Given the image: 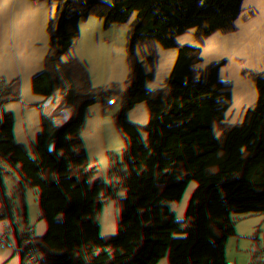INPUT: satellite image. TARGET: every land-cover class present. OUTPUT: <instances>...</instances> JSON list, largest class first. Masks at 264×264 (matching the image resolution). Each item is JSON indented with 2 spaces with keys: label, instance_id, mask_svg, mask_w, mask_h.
Masks as SVG:
<instances>
[{
  "label": "trees",
  "instance_id": "1",
  "mask_svg": "<svg viewBox=\"0 0 264 264\" xmlns=\"http://www.w3.org/2000/svg\"><path fill=\"white\" fill-rule=\"evenodd\" d=\"M254 4L264 14L261 0H0V71L4 74V84L0 85V185L11 175L28 178L34 188L25 202L55 195L79 198L96 220L95 226H87L81 216L69 218L66 210L63 215L68 228L61 230V222L39 207L24 203L15 212H6L0 203V212L11 229L63 231L75 241L79 253L123 259L130 258L128 247L135 243L130 240L152 242L148 234L164 235L169 229L166 216L172 212L178 192L193 177V168L212 158L217 149L211 130L185 112L209 108L216 102L229 115L249 110L247 101L235 96L226 80L220 81L223 71L231 70L236 78L241 71L246 84L252 79L264 83V77L237 49L225 44L219 48L200 40V34L185 36L182 41L177 37L186 28L199 27L188 25V18L208 27L228 24L226 33L235 42L244 32L254 38V54L264 73V35L259 30L256 34ZM131 17L141 24L139 36L147 37L144 50L155 77L143 68L137 75L121 69L114 75L118 87L109 90L83 81L92 80L95 70L70 63L75 47L101 27L108 40H114ZM26 28L46 34L39 44L24 49L31 72L3 69L2 51ZM172 28H177L176 35ZM203 55L213 56L220 70L202 67V75L190 81L188 68L180 74L170 72L185 58L191 60V69L196 68ZM42 61L44 69L39 67ZM166 95L175 100L147 112L151 101ZM60 105L65 108L60 121L40 122L35 126L38 133L22 137L34 123L32 115ZM71 130L85 146L72 145L67 136ZM108 140L107 150L94 157L92 152ZM41 147L49 152L39 151ZM119 157L131 161L133 181L152 188L150 199H140L138 213L134 212L135 197L117 193L122 178ZM76 187L96 198L107 222L101 220L99 209L85 192ZM72 221L79 226L70 224ZM122 222L140 228L120 226ZM104 232L128 242L114 243ZM0 264L68 262L52 253L5 245L0 246Z\"/></svg>",
  "mask_w": 264,
  "mask_h": 264
},
{
  "label": "crops",
  "instance_id": "2",
  "mask_svg": "<svg viewBox=\"0 0 264 264\" xmlns=\"http://www.w3.org/2000/svg\"><path fill=\"white\" fill-rule=\"evenodd\" d=\"M261 1L264 3V0ZM253 15L257 16L255 17L258 28L256 34L259 30L264 35V14L260 11L258 4L253 6ZM189 20L192 21L191 18ZM205 28H208L207 24ZM127 29L125 28L123 32ZM204 35L201 34V36ZM211 38L209 42L214 40L213 33ZM239 38L235 48L239 54L243 52V48L247 49L244 53L254 52V38L251 35L244 32ZM219 40L221 44L231 45L227 38L220 37ZM248 86L250 85L241 86L238 83L236 90L246 92ZM237 97L244 98L248 103V111H239L245 112V116H241V119L247 125L246 128L253 129L248 141L251 143V148L241 151L240 154L235 153L234 157L227 148H222L214 142L216 152L212 158L207 159L211 162L201 161L196 165L193 168V177L175 197L172 212L167 215L169 216L167 219L169 229L162 236L160 253L151 254L145 247L144 249L136 248L130 254L129 259L110 254L97 256L90 253H79L76 251L75 241L69 235L63 231L47 229L35 230L37 233L41 232V235L36 234L32 240H38V238L50 240L49 235H51L54 238L50 240L51 246L48 247V244L44 243L48 249L46 253L62 255V258L67 262L69 260L71 264H248L264 252V94L254 90L251 97H248L246 93L242 95L238 93ZM235 128L237 129L238 126ZM129 174L128 177L122 174L117 184V193L135 197L134 205L137 203L139 206L134 212L138 213L141 211L140 199H150L152 188L140 181L133 182ZM10 188L11 186H0V201L5 205L1 208L6 212H11L6 210L9 197L4 195L8 194ZM76 188L85 192L88 199L99 209L101 220L107 222L106 214L96 198L89 191L81 187ZM31 194L33 195V192ZM66 200L67 205L72 201L78 202L73 209L67 210L69 218L74 219L81 216L83 224L89 226L94 223L96 225L95 218L85 209L79 198ZM221 201L224 204H221ZM199 204H206L212 208L211 219H204L197 215L196 208ZM22 205L17 206L13 212ZM68 206L72 207V204ZM65 211L61 214L62 216ZM87 218H91L94 222ZM70 224L79 226L77 221H72ZM127 225L139 227L134 223L122 222L120 224V226ZM67 228L65 225L61 226V230ZM148 237L151 241L154 239L152 234H148ZM118 239L120 243L128 242L122 238ZM130 241L141 242L145 245L150 243L141 238ZM23 249L27 250L25 247ZM84 255L91 256V260L87 261Z\"/></svg>",
  "mask_w": 264,
  "mask_h": 264
},
{
  "label": "rangeland",
  "instance_id": "3",
  "mask_svg": "<svg viewBox=\"0 0 264 264\" xmlns=\"http://www.w3.org/2000/svg\"><path fill=\"white\" fill-rule=\"evenodd\" d=\"M197 23V19H194L193 22H190V20L187 22V24L190 26H197ZM201 26L205 28L204 23L201 24ZM138 30L139 28H129L124 32L122 31L120 35L124 36V41L121 44H116L114 43V40H108L104 29L101 27L95 30L90 36L79 42L72 52L70 63L72 64L78 62L86 68L95 70V75L92 80H82L86 83H90L91 85L99 84L106 90L118 87V85L115 83L114 75L115 73L121 71V69H124L131 74L137 75L140 69L143 68L144 70H147L153 77H155L152 70V64L147 58V50L140 51L141 46H144L145 48L147 37H140ZM204 34L205 33H203V35ZM211 36L212 31H210L208 34L206 33L204 36H201L200 34V40H211ZM45 38L46 37L39 35L31 28H26L21 31L15 41L1 53L3 69L16 67L22 70L24 73L31 72V65L25 61L23 54L24 49L29 45L39 44V42ZM227 40H229L228 42H231V44L238 43L234 41L233 37H227ZM245 50L247 49L243 48V52L241 51V54H245ZM190 64L191 60L187 58L182 59L174 68L171 69L170 72L174 74H180L183 68H188V79L190 81L202 75V67L212 70H220L217 61L211 55H203L198 60V66L196 68L191 69ZM39 67L44 69L46 67L45 61L40 62ZM223 80L227 81L228 88L230 90L236 91L234 93L235 96H237L238 93L241 95L246 93L248 97H251L253 94L254 90L250 86L246 88V92H243V90L240 89L236 90L240 81L237 80L235 74H233L231 70L223 71L220 81ZM3 84L4 74L0 71V85ZM173 100H175L173 95H166L164 97L157 98L150 102L147 112L159 109ZM60 102L61 99L59 98V103ZM185 113H188L193 121L207 126L211 130V136L214 139V142L222 148H227L229 150L228 152H231L234 157L235 153L238 152V154H240L241 151L251 148V143L248 141L253 129H247V125H245L241 119V116H245V112L238 111L233 115H229L225 109L221 107V104L216 102L209 106V108H194L186 111ZM64 114L65 108L60 105L58 108L46 111L40 115H32L34 123L22 133V137L24 138L30 133H38V131L35 130V126L38 123L46 120L60 121ZM236 126H238L237 129L235 128ZM48 132L54 134L52 129H48ZM67 136L74 146L86 145L85 142H81L77 139V134L73 130L69 131ZM110 143L111 140L106 141L98 150L92 152V155L94 157H99L104 151L107 150ZM255 147L257 148V146ZM38 150L49 151L47 147H41ZM35 151L36 150H33V152ZM224 157L228 159L227 156ZM202 162L210 163L211 161L203 159ZM118 165L122 174L125 177H128L129 170L131 169L132 165L131 161L128 160L127 157H119ZM8 178L10 180V184L7 186H11V188L8 194L3 193L5 197H9V204L6 206V210L13 212L17 206H20L24 203H26L27 206L39 207L41 209L43 207H47L49 208V216L55 217L57 220L61 218V220H59L61 224L67 226L65 221L66 219L61 214L65 210H71V208L73 209V207L77 206L78 202L72 201V203H70L72 204V207L68 206L70 204L67 205L68 201L61 195L42 198L41 200L37 201L25 202L26 199H29L32 196L31 193L33 192L34 183H32L28 178H25L24 180L16 179L17 177H14L13 175L9 176ZM0 202L2 203V201ZM1 206H5L4 203H2ZM138 206L139 204L137 203L134 205V211L135 209L137 210ZM87 219H90L91 222H94V220L91 218ZM89 226H95V224L92 223ZM103 235L107 240H110L114 243H120V240L111 234L104 232ZM49 239L54 240L51 235H49ZM50 240L48 241L51 242ZM46 241L47 239L43 240L41 238H38V240H31L25 246V248L31 252L46 253L48 252V249L46 246H44V243L48 242ZM49 246H51V243L48 245V247ZM59 256L62 257V255ZM68 264H71L69 260Z\"/></svg>",
  "mask_w": 264,
  "mask_h": 264
},
{
  "label": "built area",
  "instance_id": "4",
  "mask_svg": "<svg viewBox=\"0 0 264 264\" xmlns=\"http://www.w3.org/2000/svg\"><path fill=\"white\" fill-rule=\"evenodd\" d=\"M140 22L137 18L135 17H131L125 28H134V29H138L140 27ZM228 27V24H225L224 27H220L217 26L215 23H212L209 25L208 28H204L202 26H199L197 28H186L185 32L183 35L178 36V40L182 41L183 38L185 36H189L191 34H202L205 32H210L212 31L213 33V43L219 47L222 48L223 45L221 44L219 38H227L228 35L226 33V28ZM172 33L174 35L177 34V28H172ZM43 37H46V34L42 35ZM124 41V36L123 35H119L117 37H115L114 39V43L116 44H121ZM231 48H236V43H232L230 45ZM144 50V46H141L140 51ZM244 58L247 60H250L253 64V66L256 68V70L261 74V77H264V73H263V64L262 62L259 61V59L257 58V56L254 54V52H246L245 54H243ZM237 78L240 81L241 86L245 85L246 82L244 81L245 78L243 76V73L241 71L237 72ZM249 85L250 87H252L253 90L255 91H259L261 93L264 94V83L259 84L257 83L254 79H252L251 81H249ZM8 184H10V180L8 179H4L1 182V186H7ZM16 185V184H15ZM221 204H224V202H220ZM42 210L46 213L49 212V208L47 207H43ZM212 208L209 205L206 204H199L196 208V213L199 217L204 218V219H211L212 218ZM167 219H169V216H166ZM263 223H264V209H263ZM41 232L34 231V232H29V231H25V230H17V231H13L10 227V225L5 221L4 216L2 215V213L0 212V246H5V245H13V246H18V247H25L29 241H31L36 234H40ZM163 235H155L154 239L152 240V242H150L149 244L145 245L142 244L141 242H137V243H133L132 245H130L128 247V253L132 254V252L136 249V248H141V247H145L151 254H157L160 253L161 250V244H162V240H163ZM48 241V239H47ZM46 241V242H47ZM48 245H50V242H47ZM85 258L87 259V261L91 260V256H86L84 255Z\"/></svg>",
  "mask_w": 264,
  "mask_h": 264
},
{
  "label": "water",
  "instance_id": "5",
  "mask_svg": "<svg viewBox=\"0 0 264 264\" xmlns=\"http://www.w3.org/2000/svg\"><path fill=\"white\" fill-rule=\"evenodd\" d=\"M248 264H264V252L253 258Z\"/></svg>",
  "mask_w": 264,
  "mask_h": 264
}]
</instances>
